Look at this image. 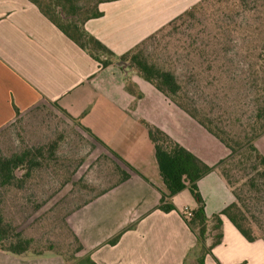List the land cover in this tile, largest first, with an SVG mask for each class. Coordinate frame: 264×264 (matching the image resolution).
<instances>
[{
  "label": "crops",
  "instance_id": "0c3cea01",
  "mask_svg": "<svg viewBox=\"0 0 264 264\" xmlns=\"http://www.w3.org/2000/svg\"><path fill=\"white\" fill-rule=\"evenodd\" d=\"M199 1L101 3L97 6L101 16L87 20L83 29L119 58ZM86 2L79 6L86 7ZM39 108L74 124L128 179L68 215L65 223L81 246L78 253L68 257L33 249L22 254L0 250V264L189 261L196 238L181 215L189 214L196 203L184 197L185 189L172 197L173 211L158 210L164 186L150 128L213 168L197 182L209 222L234 202L216 168L229 150L128 61L114 60L101 67L28 0H0V133ZM221 221V243L206 255L205 264H264V241L248 242L225 216ZM213 235L209 232L207 246Z\"/></svg>",
  "mask_w": 264,
  "mask_h": 264
},
{
  "label": "rangeland",
  "instance_id": "374dc122",
  "mask_svg": "<svg viewBox=\"0 0 264 264\" xmlns=\"http://www.w3.org/2000/svg\"><path fill=\"white\" fill-rule=\"evenodd\" d=\"M142 51L149 64L175 75L181 88L171 97L176 103L237 153L252 143L264 155V0L242 7L237 0H212L194 18L153 35ZM24 152L34 166L15 171L20 187L15 182L0 190L3 219L12 235L33 240V250L73 256L78 245L66 218L117 185L121 170L74 124L46 108L0 133L1 157ZM183 195L193 201L189 191Z\"/></svg>",
  "mask_w": 264,
  "mask_h": 264
},
{
  "label": "trees",
  "instance_id": "16d2710c",
  "mask_svg": "<svg viewBox=\"0 0 264 264\" xmlns=\"http://www.w3.org/2000/svg\"><path fill=\"white\" fill-rule=\"evenodd\" d=\"M28 1L35 5L40 13L65 36L86 51L101 67L111 65L114 60L120 62L128 61L145 81L169 97L173 103L196 120L229 150V155L220 161L216 168L227 187L231 190L234 202L224 208L219 214L214 215L209 222L205 215V204L197 188V182L210 173L213 168L206 166L159 130L154 128L148 130L149 138L154 144L155 160L164 186L158 210L163 213L173 211L172 197L185 189L189 191L196 203L194 210L189 214L181 215L185 224L196 238L195 250H198V254L190 264H205L206 255L210 254L211 250L221 243V216H225L248 242L264 241V155L252 143H249L248 147L243 149L241 154L237 153L239 152L237 149L230 146L210 127L208 128L204 122L199 120L196 115L190 113L171 98L176 96L181 90L175 75L149 64L143 56L142 47L152 37H149L132 51L116 58L109 49L84 31L83 25L87 20L101 16V13L97 9L99 4L118 0H87L86 7L79 6L82 0ZM211 1H199L158 32L172 27L177 22L182 21L183 23L188 19L194 18L196 13L210 4ZM245 1L237 0V6L242 7ZM258 8H263V6L258 5L256 9ZM26 164H29V167L34 166L29 152L13 155L9 158L0 156V190L12 186L15 182H18V186L20 187L21 181H16L15 171ZM127 179L128 175L121 172V179L117 185ZM1 204L0 200V206ZM14 232L15 230L5 223L0 208V250L13 254H22L32 249V239H26L19 233L12 235ZM209 232H213L214 235L212 236L211 245L207 246L206 241L209 237ZM118 239L119 236L115 237L109 241V244L114 245ZM76 242L78 247L74 254L81 250L80 244L77 240ZM187 262L186 260L183 264H187ZM80 263L95 264L89 259L80 261Z\"/></svg>",
  "mask_w": 264,
  "mask_h": 264
}]
</instances>
